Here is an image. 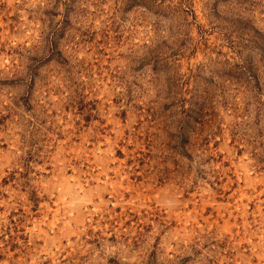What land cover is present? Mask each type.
Instances as JSON below:
<instances>
[{
  "label": "rangeland",
  "instance_id": "obj_1",
  "mask_svg": "<svg viewBox=\"0 0 264 264\" xmlns=\"http://www.w3.org/2000/svg\"><path fill=\"white\" fill-rule=\"evenodd\" d=\"M0 264H264V0H0Z\"/></svg>",
  "mask_w": 264,
  "mask_h": 264
}]
</instances>
